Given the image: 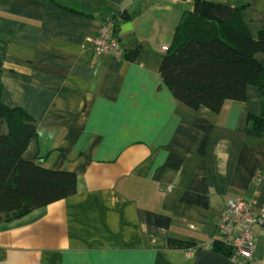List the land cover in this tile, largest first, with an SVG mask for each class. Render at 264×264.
Here are the masks:
<instances>
[{
    "label": "crops",
    "instance_id": "1",
    "mask_svg": "<svg viewBox=\"0 0 264 264\" xmlns=\"http://www.w3.org/2000/svg\"><path fill=\"white\" fill-rule=\"evenodd\" d=\"M204 1L243 7L252 38L264 31V0ZM192 7L193 0H0L1 100L36 127L22 157L77 179L73 196L0 224V264H239L201 247L229 199L264 211V181L255 182L264 176V131L248 124L261 98L248 87L245 103L218 113L174 99L159 67ZM124 13L122 58L94 55L88 39L103 19ZM255 60L264 65V53ZM252 235L251 264H264L260 224ZM169 240L191 246L167 249Z\"/></svg>",
    "mask_w": 264,
    "mask_h": 264
},
{
    "label": "trees",
    "instance_id": "2",
    "mask_svg": "<svg viewBox=\"0 0 264 264\" xmlns=\"http://www.w3.org/2000/svg\"><path fill=\"white\" fill-rule=\"evenodd\" d=\"M115 34L127 14L109 16ZM139 49L131 51L135 58ZM264 53V31L252 38L243 17V7L232 8L204 0H193L174 28L172 42L159 67L163 84L179 103L191 110L205 108L218 113L227 103H245L248 87L257 89L260 112L249 116L255 132L264 131V65L255 55ZM128 56V54L126 55ZM0 52V224L18 220L32 211L73 196L76 175L53 171L27 161L22 153L36 137L34 120L20 108L2 103ZM178 240L165 242L167 249H187ZM212 252L225 257L230 249L215 243Z\"/></svg>",
    "mask_w": 264,
    "mask_h": 264
},
{
    "label": "built area",
    "instance_id": "3",
    "mask_svg": "<svg viewBox=\"0 0 264 264\" xmlns=\"http://www.w3.org/2000/svg\"><path fill=\"white\" fill-rule=\"evenodd\" d=\"M90 49L96 56L107 55L120 60L123 56L119 38L115 34V22L103 19L96 35L88 39ZM168 47H163L166 51ZM264 181V176L257 175L255 182ZM258 223L264 232V211L254 213L250 204L242 198L229 199L225 213L216 227V234L202 245V249L211 251L215 243L230 249V260L239 264H251L254 261L256 242L252 235L253 226ZM192 231L197 227L185 225Z\"/></svg>",
    "mask_w": 264,
    "mask_h": 264
}]
</instances>
